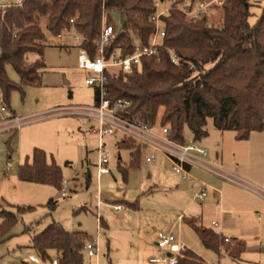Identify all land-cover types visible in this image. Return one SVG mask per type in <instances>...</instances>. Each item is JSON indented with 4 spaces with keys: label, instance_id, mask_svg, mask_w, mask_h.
<instances>
[{
    "label": "trees",
    "instance_id": "obj_1",
    "mask_svg": "<svg viewBox=\"0 0 264 264\" xmlns=\"http://www.w3.org/2000/svg\"><path fill=\"white\" fill-rule=\"evenodd\" d=\"M167 1H172L173 6L161 16L165 37L160 39L157 53L142 57L140 65L131 72L117 71L116 76L107 72V98L111 102L131 101L129 116L139 117L152 127L159 122L181 144H185L186 128L194 142L206 139L209 120L218 131L236 132L238 140L264 131V12L251 25V0H222L224 15L220 27L210 26L209 12L197 19L186 14L200 3L213 0H24L20 6L0 4V92L4 103L9 104L14 91L24 94V88L42 85L47 69V33L59 37L66 30L76 31L83 38L80 49L95 59L104 18L117 14L120 25L114 28L105 47V58L111 60L118 55L125 59L135 53L137 45H150L156 30L157 4ZM182 4L184 8L179 7ZM214 7L215 4L210 8ZM169 49L180 59L178 65L172 62ZM8 66L18 74L19 84L9 78ZM14 138L11 136L6 143L9 156L14 152ZM119 148L131 151L130 166L119 168L127 181L128 169L139 164L141 149L132 148L125 141ZM18 178L59 191L64 181L61 167L49 162L47 153L38 148L30 161L19 167ZM47 206L54 211L58 202L51 201ZM15 209H1L0 244L12 237L19 218L34 210L31 206ZM183 220L207 250L220 255L224 248L238 258L246 249L243 242L226 244L225 237L199 225L194 218ZM100 222L103 226L102 219ZM25 232L33 234L31 248L43 262L58 258L60 264H85L83 246L93 239L84 232H68L56 222L38 234H34L33 227H26ZM178 264L205 263L187 249Z\"/></svg>",
    "mask_w": 264,
    "mask_h": 264
},
{
    "label": "rangeland",
    "instance_id": "obj_2",
    "mask_svg": "<svg viewBox=\"0 0 264 264\" xmlns=\"http://www.w3.org/2000/svg\"><path fill=\"white\" fill-rule=\"evenodd\" d=\"M21 1L0 0V4ZM213 2L215 7L208 11L210 26L220 27L223 25L224 15L222 0ZM250 3L249 22L255 25L264 12V0H251ZM172 6V1L159 4V12H167ZM179 7L184 8V4ZM104 20L106 24L119 28L117 14H107ZM71 33L61 41L47 33L44 57L47 69L40 87H26L24 94L14 91L8 105L4 103L0 92V106L7 107V116L14 114L27 121L17 134V141L12 142V156L8 154L6 143L16 133H0V171H4L7 163L11 162L15 165L13 172L16 173L25 158L29 156L31 159L34 149L38 148L47 153L49 162L61 167L64 181L69 188L66 198L55 187L40 184H19L16 189L11 187L1 192L5 197L0 199V212L3 208L16 210L15 207L18 206H31L34 210L22 215L12 230V237L0 244V264H32L29 256L33 254L38 257L37 252L31 248L33 234L26 233V227H33L34 234H38L56 222L68 232L85 231L89 236L96 237L101 219V249L105 256L110 248L111 258H121L124 255L127 257L129 254L141 258L155 245L154 240L158 233L170 230L177 236L180 233L189 248L193 252H199V248H203L200 238L179 217L199 219L202 206L195 203L190 209L186 208L191 195L189 185L181 175L174 172L172 163L163 153L140 146L138 148L133 142L125 141L130 147L141 149L139 164L128 169V178L125 181L119 168L130 166L131 151L119 148L120 138L106 137V151L111 156L110 173L99 181V141L93 128L95 124L84 118L65 116L63 113L70 112L75 107L95 105V91L85 84L87 75L78 70L81 40H76V31L72 30ZM7 71L11 81L19 84L20 78L14 68L8 66ZM112 71L116 76L118 70ZM2 122L0 118V123ZM7 126L9 125H3L2 128ZM154 128L157 132L162 129L159 122ZM207 128L210 134H214L211 133L212 120H209ZM225 134L226 138L237 136L236 132ZM184 138L185 144L198 143L194 142L188 128L184 131ZM152 155L156 156V160L148 163L147 158ZM233 156V153L228 156L230 163H234ZM252 163L257 165L256 172L260 169L264 171V155H255ZM52 200L58 202L54 211H50L47 206ZM118 204L123 205L125 211H114L111 206ZM128 204L136 207L132 208ZM209 219L210 215L207 213L202 222L199 220L200 224L210 225ZM1 221L0 217V223ZM85 262H90L87 257ZM42 264L51 262L42 261Z\"/></svg>",
    "mask_w": 264,
    "mask_h": 264
},
{
    "label": "built area",
    "instance_id": "obj_3",
    "mask_svg": "<svg viewBox=\"0 0 264 264\" xmlns=\"http://www.w3.org/2000/svg\"><path fill=\"white\" fill-rule=\"evenodd\" d=\"M24 0L19 3H22ZM214 4L200 3L192 11H186L190 17L200 18L203 14L208 13L209 8ZM2 5H0L1 7ZM157 6H159L157 4ZM165 12H158L155 18L156 30L149 46L142 47L137 45L135 53L125 59L114 55L111 60L105 58V47L112 39L114 34V27L106 24L105 20L102 26V34L99 41L98 54L95 59H92L88 54L81 50L78 57L79 70L88 73L85 79V84L98 92V103L93 107H75L70 112H63L65 116H73L84 118L95 124L94 132L98 136V163L97 172L99 181L104 175L110 173L109 165L111 156L106 151L104 139L106 137L120 138L121 141H130L140 146L141 148H149L155 152L163 153L166 158L172 163L173 170L176 174L181 175L184 179L189 177L188 169L190 167H197L205 170L206 172L226 180L232 184L242 186V183L235 177L227 175L221 169L206 161L208 151L198 143L181 144L175 141L171 136L169 128L164 127L160 132H157L154 127L143 122L139 117L129 116V109L132 102L129 100H118L111 102L107 98L106 89V73L113 72V69L123 72H131L134 67L139 66L141 58L144 56H154L157 53V46L160 39L165 37V28L161 22V16ZM74 21H72L73 23ZM70 31V30H66ZM65 31V32H66ZM77 40H81V35L76 36ZM168 53L174 64H179L180 59L175 54L173 49H169ZM64 111V110H63ZM8 109L5 106H0V133L12 132L18 134L20 130L27 124V121L17 116H7ZM3 125H9L2 128ZM156 160V156L152 155L147 158L148 163ZM14 164L7 163V170H11ZM62 196L68 195V184L63 181ZM207 196L206 185L203 184L197 195L196 200L202 202ZM101 205V202H99ZM117 213L123 211L125 207L121 204L111 206ZM182 220V216L180 217ZM100 225L99 220L98 234L95 238L87 241L83 246V252L89 259L95 260L96 264H100ZM217 226V223H213ZM226 243H230V239H225ZM157 247L161 251V255L152 260L154 264H178L180 256L187 250L173 230L168 232H160L157 237ZM29 262L32 264H42V260L35 256H29ZM51 264H60L58 258L50 261Z\"/></svg>",
    "mask_w": 264,
    "mask_h": 264
},
{
    "label": "crops",
    "instance_id": "obj_4",
    "mask_svg": "<svg viewBox=\"0 0 264 264\" xmlns=\"http://www.w3.org/2000/svg\"><path fill=\"white\" fill-rule=\"evenodd\" d=\"M71 31H66L57 37L58 41L72 34ZM82 72L88 76L87 72ZM13 116L16 115L13 114ZM229 132L235 133L234 131H218L214 128L212 122L211 133L214 134H210L209 132V136L203 141L198 142V145L208 151L206 161L208 160L209 163L218 167L227 175L237 178L242 183V186L232 184L201 168L190 167L188 169L189 177L187 179L182 178L187 181L186 183L189 185L191 194L186 208L190 209L192 205L199 203L202 206V215L199 219L198 217H193L199 225H201L200 221L202 222L204 220L205 214L209 213L210 225L204 226L202 223L201 226L213 230L215 233L225 237V239H230V243L226 244H230L231 246H234L237 242L245 243L246 249L238 258L230 256L224 248L220 255L207 250L204 246L203 248H199V252L194 253L205 264H264V171L260 169L256 172L257 165L252 163L255 155H264V134H260L264 131L252 132L247 140H238L237 136L226 138L225 133ZM16 141L17 134H15L13 143ZM231 153L234 155V163H230L228 160V156ZM25 159L29 160L30 158L27 156ZM23 163L24 161L21 165ZM14 169L15 165L11 170H7L6 168L2 172L0 171V199L2 196L5 197V194L1 192L6 191V188L9 189L12 187L16 189L19 187V184L37 185L20 181L18 171L16 173L13 172ZM203 184L206 185L207 196L202 202H199L196 200V195ZM1 186L4 187V190H2ZM0 208H2L1 205ZM184 217L186 216H182V220H180L183 223H185L183 220ZM213 223H217V226L213 225ZM100 229V264H106L108 261L111 264H154L152 260L161 255V251L157 247V234L154 240L155 245L152 246V249L147 255L141 258L137 256L133 257L130 254L127 257L124 255L121 258H114V256L111 258L110 248H108L107 255L105 256L101 249L103 238L101 235L102 225H100ZM77 232L87 233L85 231ZM91 237L95 238L94 236ZM177 237L188 250H191L180 236V233ZM115 254L117 256L119 255V253ZM89 261V264H96L95 260L89 259Z\"/></svg>",
    "mask_w": 264,
    "mask_h": 264
}]
</instances>
